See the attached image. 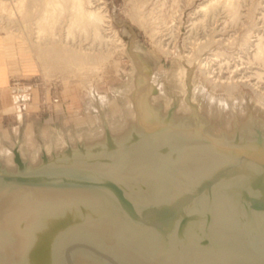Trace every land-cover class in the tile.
Masks as SVG:
<instances>
[{
	"label": "water",
	"instance_id": "95a60500",
	"mask_svg": "<svg viewBox=\"0 0 264 264\" xmlns=\"http://www.w3.org/2000/svg\"><path fill=\"white\" fill-rule=\"evenodd\" d=\"M132 53L137 76L128 95L131 113H123L113 126L99 108V131L86 133L96 136L66 130L59 136L60 146L50 151L54 140L43 141L37 133L31 142L40 151L29 145L24 154L25 136L12 137V144L2 142L0 154L7 155L13 169L0 161V196L16 201L37 188L59 198L107 197L127 219L155 232L158 247L151 256L179 264L180 248L199 246L206 254L194 257L193 264H264V116L234 115L230 127H217L212 112L199 111L191 88L162 90L153 65L140 52ZM156 96L162 101H155ZM183 102L188 110L178 113ZM35 152L36 164L31 159ZM138 158L148 168L132 166ZM140 169L148 172L138 185L144 192L154 191L157 183L183 189L162 200L142 201L126 186L139 179L135 173ZM213 206L220 207L222 218L214 220ZM76 249L87 251L98 264H132L87 234L59 244L58 264H77Z\"/></svg>",
	"mask_w": 264,
	"mask_h": 264
},
{
	"label": "rangeland",
	"instance_id": "374dc122",
	"mask_svg": "<svg viewBox=\"0 0 264 264\" xmlns=\"http://www.w3.org/2000/svg\"><path fill=\"white\" fill-rule=\"evenodd\" d=\"M8 1L11 2V0ZM144 1L146 0L94 1V6L105 7L104 9L109 15L110 24L108 25L110 26L107 28V30L109 29L107 33L110 39L118 37L117 39L123 42L117 48H115V41L113 42V40L104 41L103 43V41H100L101 39H95L99 41H94L93 44L95 35L84 31V29L81 30L82 27L74 26L73 28L75 29L69 35L70 32L68 30L70 29L72 15L69 12L67 13L68 9L65 10L66 7L63 10L61 9L62 12L59 10L55 15H48L49 18L46 16L44 22H42V16L45 12L43 1L34 9V13L29 16L26 13L25 15L18 13L16 17L12 16V18L0 11V43L2 42L5 46V56L9 61L12 60L10 63L13 69L15 71L19 70V73L17 72L10 76V88L14 96L15 105L22 109L18 119H16V115L5 116L3 120L4 130H10L11 127H14L13 134L10 133L12 135L9 138L7 137L8 139L5 142L9 141L12 144V137L25 136L28 142L26 143L27 145L23 144L22 147L24 154H27L25 149L29 145L33 146L36 144V151H40V145L35 141L34 143L33 141L31 142V139L36 136L33 134L31 137V132L37 133V131H40V137L43 141L54 140L55 143L49 147V151L60 146L57 142H59V138L63 136L66 130H72L74 132L73 135L77 134L76 136L80 137L96 136V134L90 135L86 133L99 131V108H102L100 110L104 109L105 116L109 118L113 126H117L119 124L118 120L123 113L128 115L131 113L128 95L134 87L137 76L136 57L132 53L136 51L140 52L144 59L153 65L155 68L154 79L159 82L162 90L180 91L182 89V92H184L185 87L191 88L194 100L199 105L201 104V108L206 107L208 111L212 112V118L217 127H220V124L230 127L229 123L234 115H239L243 118L247 113L253 112L264 116V111L262 110L264 107L260 104L259 96L255 94L253 88L241 85L232 93H228L225 87L214 90L205 81V76L199 71L198 64L192 66L189 62L195 58L194 52L189 53L190 47H194L195 54L199 56L203 53H207L205 55L207 56L208 54L217 53V51H224L223 53L228 55L230 59H242V61L246 62L248 60L247 52H250L247 49L246 40L253 35L257 28L264 26L263 19H260L261 13L264 11V0H233L235 5H233L232 0H227L228 2L226 0H218L215 3L213 1L210 3L211 8L209 7L213 12L207 9L208 12L207 10L199 11L196 14L194 13L199 7L208 3V0H148L149 2L147 1V3ZM142 4L146 5L141 6ZM231 4L236 8L238 7V15L236 17L230 11L229 7ZM140 7L143 12L152 11L155 13L154 15L159 14V17L156 16L155 22L157 23L158 21V23L154 24V28L150 25L148 27L147 25L144 26L134 15L135 9L140 10ZM224 7L225 9L223 10L222 8ZM156 10L161 13L156 12ZM174 19L179 24L177 30V24ZM191 20L196 23L193 29ZM38 21L40 22L38 23ZM172 23L174 26H172ZM171 28L174 30H171ZM79 29L80 31H78ZM174 32L177 33L175 34ZM40 33L42 36L39 35ZM190 34L191 36H188ZM114 35L115 37H113ZM51 36H54L53 38L55 39L51 38ZM52 41H56L57 44L59 43L58 45H69L70 48L71 46L73 48L77 47L75 51L79 50L80 52H78L82 53V55L85 53L91 55L90 53L92 52V55L95 53V56L99 57V59L100 55L104 56V58L107 57V59L102 60L104 62L100 59L99 64L96 66L92 64L85 66L73 65L72 67L60 69L61 71L58 69L48 71V66L39 54L38 47L46 46L48 43L50 45ZM101 42L103 45H101ZM162 42H166L165 45ZM115 43L117 45L118 41ZM163 46L166 50L170 47L168 50H174L173 53L170 55L169 51H164L165 48ZM40 49L42 48L40 47ZM187 52L191 57L187 58L189 56ZM185 53L188 55L186 56ZM238 60L235 61L233 59L235 63L231 61L230 68H235ZM240 62L238 63L240 67H238L244 69V66L246 67L247 65H241ZM233 63L234 65H232ZM11 64H9L10 67ZM223 67V75L230 76L229 72H225L228 66L227 68ZM182 68L188 70L185 79L180 76ZM253 70L256 71L257 69H250V71L240 70L239 73L244 74L245 72L248 75ZM6 80L4 68L0 66V83H5ZM263 80L264 78L261 84V87H263L262 91H264ZM162 99V96L155 97V101L158 102L162 101ZM74 100H76L77 107L73 104ZM262 101L264 100L262 99ZM59 103L61 107L57 109L56 105H59ZM7 106L8 108L13 107L10 104ZM73 109L74 112L79 111L82 116H85V112H87V116L91 118L69 119L70 121H66L62 116L63 114H60V112L70 113ZM187 110L188 107L183 102L177 112L186 113ZM33 121L34 126L30 131L27 126ZM0 148H3L1 144ZM32 156L31 159L35 160L36 164L37 152L34 155L36 157ZM7 158V155L0 154V161L9 166V169H13V167L10 168Z\"/></svg>",
	"mask_w": 264,
	"mask_h": 264
},
{
	"label": "bare ground",
	"instance_id": "6f19581e",
	"mask_svg": "<svg viewBox=\"0 0 264 264\" xmlns=\"http://www.w3.org/2000/svg\"><path fill=\"white\" fill-rule=\"evenodd\" d=\"M41 1H43V5H44L41 6H43L45 10L42 16V22H44L46 16L48 17V15H52V14L55 15L56 12H58L61 9L63 10V8L66 7L65 10L68 9L67 13L69 12V14L72 15L70 21L71 22L70 29L68 30L67 27L65 26L66 29L70 32L69 35L72 34L71 31H73V29H75L73 27L76 26L79 28L82 27L81 30L84 29V31L89 33L91 32L93 35H95L93 44L94 41H99L95 39H101L100 41H103V43L104 41H108V40L110 41L113 40V42L118 41L117 45L114 42L115 44L114 46H116L115 48H117L118 45L120 46L121 43H123L122 40L120 41L117 39L118 38L117 36H116L117 38H113L112 40L110 39V36L107 33V31H109V29L107 30V28L110 26L108 25L110 24L109 15L107 14V11L104 9L105 7L103 8L100 6H94L95 0H31V1L11 0V2H9L8 0H0V11L2 13H5V15L6 14L9 15L10 17L12 16L16 17L18 13L24 15L26 13L29 16L31 13H34L33 12L34 9H36L41 4L40 3ZM147 1L148 0L144 2L147 3ZM208 1H209L208 3L202 4L194 14H196L199 11H206L207 9H210L211 8L210 3L213 1L215 3L218 0H208ZM144 5L142 4L141 6ZM233 5H235V3ZM233 5L231 4L229 8L233 16L236 17V15H238V9H237L238 7L236 8ZM225 7L222 9L224 10ZM229 8L227 7V9ZM210 11L212 10L210 9ZM156 12L158 11L156 10ZM154 14L155 13L152 11L143 12L141 11V7H140V10L135 9L134 15L144 26L147 25L148 27L150 25L153 27L154 24L156 23L155 22V20L157 19L156 16L159 17L158 16L159 14L158 15H154ZM261 14L262 15L260 19H263L264 21V11H262ZM191 21H192L191 27L193 29L196 23L193 20ZM39 22L40 21H38V23ZM175 23L177 24V28H176L177 30L179 24L177 23V21ZM172 26H174V24ZM189 29L191 28L189 27ZM171 30L174 29L171 28ZM78 31H80V29ZM84 31H82V33H84ZM39 35L42 36L41 33ZM188 36H191V34ZM53 37L51 36V38ZM113 37H115V35ZM56 41H52L50 42V45H48L49 44L48 43L46 46L43 47L40 46L41 45L40 44L38 46H40L42 49H40V47H38L39 49L37 48L39 50V54L41 55L42 59H44L45 64L48 66L47 68L48 71L49 70L55 71V69L62 70L65 67H70V66L72 67L73 65L85 66L88 64L89 65L92 64L96 66L97 64H99L100 59L101 61L104 60L105 58L107 59V57L104 58V56L101 55L99 59V57L95 56V53L94 55H92V52L90 53L91 55H87L86 53L85 54L83 53L84 55H82V53L81 54L79 53L80 52L79 50H78L79 52L75 51L77 47L73 48V46H71L70 48L69 45L68 46L65 44L58 45L59 43L57 44ZM165 43L162 42V44L164 45ZM245 43L247 44L248 47L247 49H249L250 51L247 52L248 60L244 62L242 61V59L238 60L236 58H233L232 56V58L235 59V61L238 60L235 68H233L235 70H233L229 66L231 64V61H233V59H230L228 55L223 53L224 51L223 52L217 51V53L215 52L212 55L208 54L207 56H205L207 53H203L202 55L200 54L201 56H199L198 54H195L194 47L192 48L190 47L191 50L189 51V53L191 54L192 52H194L195 58L189 62L192 66L198 64L199 66L198 69L205 76L206 79L205 81L208 83V85H210L209 87H212L214 90H219L220 88L225 87L228 93H232L234 90L238 89V87L241 85L251 87L253 88L255 94L259 96V102L264 107V101H262V99L264 100V91H262L263 87H261L262 79L264 78V26L257 28V30L254 31L253 35H251V37H249ZM101 45H103L102 42ZM168 49H170V47ZM168 49L166 50L165 48L164 51H169L168 53L171 55V53H173L174 50L172 51ZM190 54L189 56H187L185 53L187 58L191 57ZM239 62L241 65L246 64L247 66L246 67L244 66V69L239 68L240 67L238 65ZM234 63L232 65H234ZM226 65L228 66L227 70L229 71L226 70L225 72H229L230 76L228 75L225 76L223 75L224 73H222L224 72L223 66L227 68ZM217 66L218 68H216ZM250 69H257V70L256 71L253 70L252 72L248 73L247 71L248 70L250 71ZM240 70L242 71L247 70L246 72L248 73V75H246L245 72L244 74H240L239 73ZM187 71L188 70L186 68H182L180 70L181 73L180 76L182 79H185L187 75ZM192 99L194 100L193 96ZM200 105L198 103L199 111L202 114H206V107L201 108ZM141 164L143 163L140 162V159L138 158L136 161L132 162L131 165L136 167V169H139L140 167L148 168L147 164H143V165ZM137 172L139 173H135L136 174L135 176H137V178L139 179L137 181L133 180L132 181L133 184L126 186L130 187L131 190L133 189L135 193L139 194L142 201L146 200L151 203L160 199L162 200L165 199V197L168 196L169 194L170 195L175 194L180 189H183L181 188V186L179 188H172L171 185H165L164 183L162 184L157 183L156 187L154 188V191L152 190V192L149 193V191L146 190V192H144L145 190L139 188L138 185L139 183L143 184L144 180L147 179L148 172L146 173L143 169H140ZM186 182L187 184H189L191 182V178H188ZM217 210H218V215H217ZM211 213L214 217V220H216V218L220 219L223 217V213L220 211V207L213 206L211 209ZM60 222L62 223V225H59ZM234 227L238 228L239 233H242L239 224H237V226ZM85 234H87L94 240H97L100 244L104 243V245L110 248V250L113 253L119 255L122 259L132 264H176V262L175 263L170 262V260L167 262V259L162 260V258L151 256V253L153 252L154 248L156 249L158 247V242H157L158 238H156L155 232L146 226L144 227L141 226L137 221H134L132 219H127L125 215H123L122 212H120V209L118 205L115 203V201L110 198L100 197L98 199H88L87 197H83L82 195L79 194H76L71 198L68 197L59 198L49 194L45 196V194H42L41 190L37 188L29 189V191H24L23 194L18 196V199L16 201H12L10 199L8 200L0 196V264H58L56 250L58 249L59 244L67 241V239L71 237H75L77 235H85ZM219 235L223 236L220 230H219ZM221 238L223 239V237ZM218 244L212 243L211 246H217ZM220 249H223V247H221ZM206 250H207L206 248L199 246H193V247L190 246L189 248L184 250L180 248V252H181L180 258L182 259V262H180L179 264H193L192 262H194L193 261L194 257L196 259H200L204 257L206 254ZM49 252H50L49 255L51 256H48L49 259L48 261L47 254ZM73 256H74V261L77 264H98L95 261L89 260L88 258L91 257L90 254L82 249H76Z\"/></svg>",
	"mask_w": 264,
	"mask_h": 264
},
{
	"label": "crops",
	"instance_id": "0c3cea01",
	"mask_svg": "<svg viewBox=\"0 0 264 264\" xmlns=\"http://www.w3.org/2000/svg\"><path fill=\"white\" fill-rule=\"evenodd\" d=\"M4 48H5V46L1 42L0 43V66H3L4 75H5L7 80H6L5 83H0V144H2V142L7 141L9 136L13 134L12 131H13L14 127H11V129H10L11 131L9 129L8 130H4V128H3V124H4L3 120H4L5 116L6 115L15 116L16 115V119H18L20 117L21 111H22V109L18 108L17 105H15L14 96H13L11 88H10V78H11L10 76L15 74V73H17V72L19 73V70L15 71L13 69L12 64L10 63L12 60L9 61V59L5 56L6 52H5ZM9 64H11V67H10ZM70 103H71V100H70ZM9 104H10V106L13 105V107L12 108H10V107L8 108L7 105H9ZM73 104H75V107H77L76 106L77 105L76 104V100H74ZM60 107H61L60 103H59V105H56L57 109H59ZM58 114H59V112H58ZM60 114H63L62 116H63V118L66 119V121H68L69 119L81 120V119H87V118L90 119L91 118L90 116H87L88 115L87 112H85V116H82V115H80L79 111L74 112V109L70 113L60 112ZM60 114H59V116H60ZM33 126H34V121L31 122L27 126V129L31 131ZM8 128H10V127H8ZM10 133H12V134H10ZM33 134H35V133L31 132V137L33 136ZM37 134H40V131H37Z\"/></svg>",
	"mask_w": 264,
	"mask_h": 264
}]
</instances>
